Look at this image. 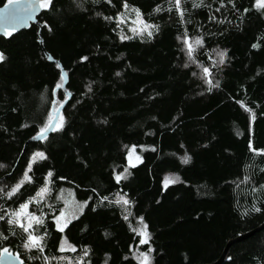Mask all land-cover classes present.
<instances>
[{
	"label": "trees",
	"instance_id": "16d2710c",
	"mask_svg": "<svg viewBox=\"0 0 264 264\" xmlns=\"http://www.w3.org/2000/svg\"><path fill=\"white\" fill-rule=\"evenodd\" d=\"M8 2L0 0V7ZM123 2L52 0L40 25L0 36V188L8 191L22 178L34 152L47 156L33 165L32 183L11 199L0 193V214L18 209L53 173L46 199L29 207L44 214L37 230L47 232L43 253L26 250L22 230L13 235L0 221L8 237L0 238V250L18 253L25 264H66L59 258L75 259L85 247V264H140L136 253L149 247L151 264H212L229 242L264 224V155L248 147L252 141L264 149V10L255 0H204L198 8L185 0L182 23L174 8L168 11L169 0H127L158 31L121 39L116 16L126 11ZM185 33L201 40L192 61ZM221 51L225 59L217 63ZM208 80L218 86L209 90ZM66 100L63 127L29 141L53 105ZM131 147L141 157L135 166ZM125 168L127 178L117 183ZM169 174L178 179L165 187ZM63 187L87 204L60 233L53 216ZM117 193L131 204H115ZM139 217L148 244L132 231ZM62 238L76 252H61ZM221 264H264V229L232 243Z\"/></svg>",
	"mask_w": 264,
	"mask_h": 264
},
{
	"label": "snow or ice",
	"instance_id": "6c2138e0",
	"mask_svg": "<svg viewBox=\"0 0 264 264\" xmlns=\"http://www.w3.org/2000/svg\"><path fill=\"white\" fill-rule=\"evenodd\" d=\"M109 3H111V0H108ZM185 0H169V4L171 7H169L168 11H172L173 8L176 10L177 15L180 17L181 22H184L185 12L187 11V8L184 7ZM229 3H233V0H228ZM15 4L18 8H21V14H16L15 11L10 14L11 18L21 20L25 17H30L31 13L35 11L36 7L39 6L42 9H48L52 5V0H28V3L21 6L19 0H9V5H6L3 10H0V12L3 13H9V9L11 6ZM123 8L126 11L119 12L116 16L117 20V27H119L120 24H125L128 22V15L134 14L135 19H132L131 23L132 25H135L130 28V31L133 34L139 33L140 35H144L146 33L147 37H152L153 30L158 31V26L154 24H149L145 19H143V13L139 8L132 7L128 4L127 0H124L123 2ZM204 6V0H192V7L198 8ZM234 6V5H233ZM254 7L257 9L264 10V0H255ZM156 11H160L159 7H157ZM219 11V9H217ZM245 12L249 11V9H244ZM99 15V13H98ZM213 17H210L212 19ZM105 19H112V17H105ZM0 27H4V25H0ZM4 34L6 36L11 35V31L8 30L7 27L4 28ZM132 37L121 35V39H131ZM184 43L188 47L189 54L192 52V43L191 38L187 36L185 33L183 37ZM201 40L199 38L196 39V44H200ZM252 47H258L257 44H253ZM226 53L224 51H221L219 53L220 57V63L224 62ZM4 54L0 52V61L4 60ZM51 59V57H49ZM82 59H87V57H82ZM57 68L60 67L59 64L56 65ZM203 72L206 75H210V71L208 68H204ZM63 76L61 75V79ZM207 83L209 84L210 88L215 87L218 85H214L211 80H208ZM62 85L57 84L56 87H61ZM249 113L252 112L251 108L246 109ZM251 119L255 120V115H251ZM63 127V117L60 115V110L58 107L53 105L51 112L47 114L46 121L43 123L42 127L39 129V132L34 139H44L46 138L49 131H56ZM249 150L257 155H264V149H257L253 147L252 141H249ZM38 158L40 160L47 159L46 154L43 151H36L34 152L31 157L29 158V161L27 163L26 170L24 171L22 178H20L13 186H11L10 190L5 191L4 189L0 188V193H3L7 198L11 199L13 196H15L20 189L26 184V183H32V177L29 175V173L33 169V165L38 162ZM137 161L141 160V157L136 156L135 158ZM131 153H129V163L131 165ZM190 160V157L185 155L183 157V162L188 163ZM3 165H0L2 167ZM135 166V165H131ZM128 169L125 168L123 172L118 173L115 175V181L119 183L122 179L127 178ZM53 176V173L51 171H48L46 176L44 177V185L40 187L35 195L29 197L27 200L19 204L18 209L13 210L11 212H5L3 214H0V221H5L7 225L10 226L9 231L12 232L13 235H15V228H19L22 230L25 239L23 241V247L26 250H33L43 253L44 252V239L47 235V232L45 231L43 234H38L37 230L38 228L44 226V214L41 212L40 215H37L35 212H30L29 207L31 204L35 203L39 205L44 199L47 193L50 191L49 183L50 178ZM63 179V178H61ZM177 177L171 176V177H165L164 178V186L167 187L170 184H174L177 181ZM93 192H95V189H93ZM108 201V197L104 196L101 198V202ZM115 204L128 206L131 204V201L127 199L126 194H116V199L113 201ZM87 204V201H84L83 203L76 201L74 199H65L64 200V207L59 209L58 215L53 216V220L55 222L56 229L58 232L63 233L65 228L71 223L72 220L77 218V213L82 212L84 209V206ZM51 207V205H49ZM127 212V209H125ZM253 212H260L261 209L258 207L253 206L252 207ZM130 214V213H129ZM129 214L124 215V219L128 220ZM140 227L139 229L133 228L132 231L136 232L137 235L140 237L139 243L140 244H148L150 236L147 232V225L143 221V217L138 218ZM0 238L7 239L8 237L6 235H3L0 233ZM59 250L61 252L64 251H71L76 252V246L70 244L66 238H62L60 240V246ZM152 249L149 247L147 251L139 252L135 258L140 262V264H151V253ZM0 255L13 257L14 254L9 252L8 248H3L0 250ZM89 255V249L85 247L83 249L82 255L79 257L73 259L70 257H60L59 259L64 260L66 264H85V257H88ZM15 259H19L18 255L15 256ZM42 259L45 262H48L49 258L47 256L42 257ZM23 264V262H21Z\"/></svg>",
	"mask_w": 264,
	"mask_h": 264
},
{
	"label": "water",
	"instance_id": "95a60500",
	"mask_svg": "<svg viewBox=\"0 0 264 264\" xmlns=\"http://www.w3.org/2000/svg\"><path fill=\"white\" fill-rule=\"evenodd\" d=\"M19 2H20V5L23 6V5L28 3V0H19ZM6 5H9V2L6 3L5 5L1 6L0 10H3ZM13 10L15 11L16 14H21L22 15L21 8H18L15 4H13L11 6V8L9 9V13L0 12V25H4V27H0V36H6L4 34V28L5 27H7L8 30L11 31V32H20L22 30L29 29L32 26V24L40 25V22H39L38 18H39V16H40V14H41L43 9L40 8L39 6H37L35 11H33L31 13L30 17H25V18H23L21 20H17V19L11 18L10 14L13 12ZM41 43H42V40H41ZM46 55H47L48 59H49V57H51V59H49V61L57 62L61 66V63L56 61L51 56V54L46 52ZM62 76H63V79H64L63 87L66 88V86L68 84V75H67V72L63 68H62ZM67 95H68V99H70L71 95H70L69 92H67ZM67 102H68V100H66L61 106L58 107L59 110H60V115H61V112H62L64 106L67 104ZM52 132L53 131H49L47 136H49ZM36 136L37 135L33 136L29 141H34L35 142V141L43 140V139H34V137H36ZM262 229H264V224H262L258 228H255V229L249 231L246 234H243V235L239 236L235 240L229 242V244L225 248L224 253L221 256V258L218 261H216V262H214L212 264H221L225 260V257L227 256L229 248H230V245L232 243H234L236 241L243 240L244 238H247L249 236H252V235H254L255 233H257L258 231H260ZM9 252L14 254L13 257L0 255V264H21V262H23V264H25L24 260L21 258V256L18 253L14 252V251H12L10 249H9ZM16 255H18L19 259H15Z\"/></svg>",
	"mask_w": 264,
	"mask_h": 264
},
{
	"label": "rangeland",
	"instance_id": "374dc122",
	"mask_svg": "<svg viewBox=\"0 0 264 264\" xmlns=\"http://www.w3.org/2000/svg\"><path fill=\"white\" fill-rule=\"evenodd\" d=\"M127 19H128V22L127 23H125V24H121V31L123 32V35H139V36H142V35H140L139 33H137V34H133L131 31H130V28L131 27H133V26H135V25H132V23H131V21H132V19H135V16H134V14H129L128 15V17H127ZM153 32H154V30H153ZM144 35H146V33L144 34ZM191 43H192V52H191V54H189V51H188V47H187V45L183 42V45H184V48H185V52H186V55H187V57H188V59L190 60V61H192V56H193V53H194V51H195V49H196V47H197V44H196V41H194V40H191ZM215 58H216V61H217V63L218 62H220V57L218 56V53L217 54H215ZM129 153H131V157H132V160H131V163H137L138 161L135 159L136 158V156H139V154H138V152H137V150H136V148L135 147H131L130 149H129ZM128 157H129V155H128ZM140 157V156H139ZM171 176H174V175H171V174H169V175H167L166 177H171ZM175 177V176H174ZM49 188H50V186H49ZM50 190H51V188H50ZM50 193V191L47 193V195L45 196V199H46V197L48 196V194ZM44 199V200H45ZM58 200H59V202L61 203V208H63L64 207V200L65 199H69V200H71V199H74V200H76V201H79L78 199H76V197H75V193H74V190L72 189V188H69V187H63V188H60V190L58 191V198H57ZM79 202H81V201H79ZM81 203H83V202H81ZM86 206V205H85ZM85 206H84V208H85ZM84 210V209H83ZM29 211H30V208H29ZM31 212V211H30ZM80 213H82V212H78L77 213V217L80 215ZM139 227H140V224H139V226H138V229H139ZM138 253H136V255H137ZM151 256V255H150Z\"/></svg>",
	"mask_w": 264,
	"mask_h": 264
}]
</instances>
